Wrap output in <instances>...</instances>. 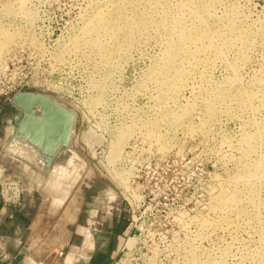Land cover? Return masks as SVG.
Returning <instances> with one entry per match:
<instances>
[{
	"label": "rangeland",
	"instance_id": "obj_1",
	"mask_svg": "<svg viewBox=\"0 0 264 264\" xmlns=\"http://www.w3.org/2000/svg\"><path fill=\"white\" fill-rule=\"evenodd\" d=\"M8 57L77 115L63 173L0 156L64 249L101 216L91 257L115 260L136 227L167 231L188 264H264V0H0Z\"/></svg>",
	"mask_w": 264,
	"mask_h": 264
},
{
	"label": "crops",
	"instance_id": "obj_2",
	"mask_svg": "<svg viewBox=\"0 0 264 264\" xmlns=\"http://www.w3.org/2000/svg\"><path fill=\"white\" fill-rule=\"evenodd\" d=\"M6 105V103L3 105L0 113L4 111ZM3 124L1 119L0 145L3 142ZM6 170L7 167L4 168V171ZM2 205L0 198V264H69L64 262V256L72 250L62 247L64 242L60 239L64 240V238L61 237L63 234L59 230L54 229V232H49L53 231L49 229L53 220L43 212V201L37 192L26 194L21 206L10 207L3 211ZM58 253H63V256L57 255ZM90 255L93 258L89 256L83 261H74L75 263L70 264H92L94 259L98 264L99 256L101 264H110L113 261V258L111 259L107 254L98 256L96 251Z\"/></svg>",
	"mask_w": 264,
	"mask_h": 264
},
{
	"label": "built area",
	"instance_id": "obj_3",
	"mask_svg": "<svg viewBox=\"0 0 264 264\" xmlns=\"http://www.w3.org/2000/svg\"><path fill=\"white\" fill-rule=\"evenodd\" d=\"M9 58L0 63V109L13 96L36 89L38 86L34 76L24 72L23 61L14 62ZM28 193L27 186L17 176L0 180L3 211L21 206ZM169 237L167 231L143 233L134 227L127 236L125 235V242L117 258L110 264H188L187 257L191 250L180 245H172L174 238L171 237L169 241Z\"/></svg>",
	"mask_w": 264,
	"mask_h": 264
},
{
	"label": "water",
	"instance_id": "obj_4",
	"mask_svg": "<svg viewBox=\"0 0 264 264\" xmlns=\"http://www.w3.org/2000/svg\"><path fill=\"white\" fill-rule=\"evenodd\" d=\"M48 98H50V97L28 91V92L18 93L17 95L13 96L10 101H8L6 103L9 107V113L6 114L5 116H3V118H2L3 123H4L3 124V129H4L3 139L4 140H3L1 145L3 146L4 145L3 143H6V144L8 143L7 146H9L11 149L10 150L7 149L6 151H2L0 156L2 157L3 160H5L6 163H9V165L15 166V168L23 170L21 167L19 168V165L17 164V162H14L11 158H13V157L19 158L20 160H25L27 162V164H30L26 160V155L29 156V153H30L35 158H38L39 162L42 165V169H38L37 167H35L33 169H35L39 172H42V174L43 173L48 174V172L44 168L42 158L44 159L46 157V155H44V154H49L51 156L50 157L51 159L50 158L48 159V164H51L52 158H54V156L59 151L56 150L55 148H53L54 150H52V151H50V150H41L40 151L38 149L33 148L35 146L34 145L35 140H33V138H30V136L26 138L27 140L21 141L20 139H18L19 138V132L18 131L22 128V121H23V117H19L20 112L21 111L26 112L27 110L30 109L31 106L38 105L46 113H52L51 115H53L55 117L56 123L58 122V124H59V127H58L59 129L57 132L59 133L60 138L58 139V142H60L61 145L63 144L64 132L62 131L61 121H62L64 113L62 114L61 111H58L56 108H54L53 105L51 104V102L47 100ZM64 107L67 108L66 106H64ZM73 116H74L73 127H72L73 130H72V133L69 137V139H70L69 144L72 148H73L72 141L75 137L76 127H77V115L73 114ZM54 124H55L54 122H52V121L50 122L48 129H47L49 132L52 129V126ZM5 132L7 134H5ZM14 148L16 149V152L21 150V149L19 150V148H22L21 154H23L24 156H22V155L20 156L19 154L14 153L12 151V149H14ZM17 165H18V167H17ZM5 168H6V166H5ZM7 168H9V167H7ZM2 170H4V169H2ZM75 170L76 169L74 168L73 172H75ZM2 172H4V171H2ZM89 174L91 175V171Z\"/></svg>",
	"mask_w": 264,
	"mask_h": 264
},
{
	"label": "bare ground",
	"instance_id": "obj_5",
	"mask_svg": "<svg viewBox=\"0 0 264 264\" xmlns=\"http://www.w3.org/2000/svg\"><path fill=\"white\" fill-rule=\"evenodd\" d=\"M47 100L51 102V104L53 105L54 108H56L58 111H61L62 114L64 113L63 118H62V121H61V127H62V131L64 132V140H65V135H66L65 134V132H66L65 129L69 133L72 131V120H73V117H74L73 116L74 113L72 114L71 111L66 110L65 107L64 108L61 107L58 103L50 100L49 98ZM34 112L37 115L40 113L39 116H34ZM51 114L52 113H46L38 105L31 106L30 109L27 110L26 112H24V111L22 112L21 111L20 114H19V117H23V121H22V128L18 131L19 132V138L18 139H20L21 141L26 140V139H23L22 138L23 134L21 132L23 130V127H24L25 130H27L28 132H30V133L33 132V134L30 136V138H35L36 139L35 140L36 143H34V145L36 147H39V148H37L38 150H40V151L41 150H50V151H52V150H54L53 148H55L56 150L60 151V147H63V144L61 145V143L58 142V139L60 138L59 133L57 132L58 129H59L58 128L59 127V124H58V122L56 123L55 117L53 115H51ZM67 119H69V122H68V125L65 126L67 124ZM51 121L54 122L55 124L52 126V129L49 132L47 129H48V126H49V124H50ZM51 134H55V137H52ZM49 140L50 141L52 140L53 145H50V143L48 142ZM64 140H63V143H64ZM33 148H35V147H33ZM67 148H69L68 141L65 142V149H67ZM44 155H46V157L44 159L42 158V161H43V164H44V168L46 169L47 172L48 171H51L52 173L53 172H57V173L61 172V173H63L65 166H62V164L66 160V154L65 153H62V155L61 154L60 155H57L56 156L57 158L54 156L56 159L53 160V158H52V160L54 162V163L52 162L53 164L52 163L51 164H48V160L47 159L50 158L51 156L49 154H44ZM72 155H73V162H72V164L74 165V162L76 163L77 158H76V155H74L73 153H72ZM24 165H26V164H23L22 163V165L20 167L21 168H25ZM70 166L67 169H69ZM56 167H58L60 169V171H56V170L54 171L53 168H56ZM64 173H66V172H64ZM76 173H77V171H76ZM62 218H64V214L62 215ZM79 256L80 255L77 254V253H76V255H68L67 258H66V262L73 263L72 261L75 258H77V260L79 258H81ZM80 260H79V262H80Z\"/></svg>",
	"mask_w": 264,
	"mask_h": 264
},
{
	"label": "flooded vegetation",
	"instance_id": "obj_6",
	"mask_svg": "<svg viewBox=\"0 0 264 264\" xmlns=\"http://www.w3.org/2000/svg\"><path fill=\"white\" fill-rule=\"evenodd\" d=\"M100 217L101 216H98L97 219H94L95 217H93V220H95L94 222L93 220H90L88 221L86 226L80 228L79 235L83 239L84 248L83 249L76 248V250L71 251V252H77L80 255L79 257H81L78 260L77 258H75L72 262L79 261L80 259H81L80 261H83L85 258H89V254L86 253L87 250L95 249V246H97L99 244L98 242L101 241V237L99 236V229H98L101 224ZM71 252H69L64 256V262H66V258Z\"/></svg>",
	"mask_w": 264,
	"mask_h": 264
}]
</instances>
